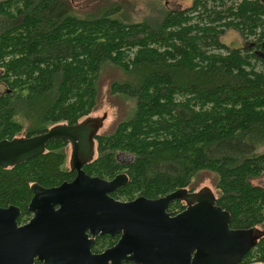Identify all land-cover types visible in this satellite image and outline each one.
<instances>
[{
  "label": "trees",
  "instance_id": "obj_1",
  "mask_svg": "<svg viewBox=\"0 0 264 264\" xmlns=\"http://www.w3.org/2000/svg\"><path fill=\"white\" fill-rule=\"evenodd\" d=\"M120 12L105 8L80 18L68 0H0V141L90 116L108 65L122 76L108 95L133 105L111 131L94 136L95 156L82 171L108 181L124 175L126 185L110 197L126 202L195 192L196 178L207 174L230 228L263 226L264 188L250 181L264 174V62L254 55L264 41V2L191 0L187 9H162L140 22ZM227 30L247 47L222 43ZM67 145L50 140L43 154L0 167V208H18V226L31 217L33 185L74 179L65 167ZM119 154L130 161L119 163ZM184 206L174 201L167 212ZM117 240L98 236L91 252ZM240 264H264V234Z\"/></svg>",
  "mask_w": 264,
  "mask_h": 264
},
{
  "label": "water",
  "instance_id": "obj_2",
  "mask_svg": "<svg viewBox=\"0 0 264 264\" xmlns=\"http://www.w3.org/2000/svg\"><path fill=\"white\" fill-rule=\"evenodd\" d=\"M254 55L264 62V41ZM100 121L85 118L31 138L0 141V167L6 169L43 154L50 140L63 139L75 173L54 188L31 187L32 216L24 225L17 224L18 208H0V264H240L264 230L230 228L229 214L216 206L209 189L122 202L110 194L126 185L124 175L108 181L82 171L95 150ZM174 201L184 202L185 209L170 216ZM98 236L119 238L93 254Z\"/></svg>",
  "mask_w": 264,
  "mask_h": 264
},
{
  "label": "rangeland",
  "instance_id": "obj_3",
  "mask_svg": "<svg viewBox=\"0 0 264 264\" xmlns=\"http://www.w3.org/2000/svg\"><path fill=\"white\" fill-rule=\"evenodd\" d=\"M68 2L74 13L80 16V18L95 17V15L102 13L105 8H113L114 10L118 8L121 11L120 14L129 18L131 22H140L145 18L157 17L159 11L162 9L184 10L191 5V0H68ZM220 40L230 48L240 49L246 48L249 42L248 40H243L234 30H227ZM121 80L122 76L115 68L107 65L102 69L99 79L100 104L97 110L87 117L92 120L101 119L100 123H96L99 127L97 134H105L111 131L116 121L125 118L133 105L132 101H128L123 97L108 95L110 84ZM22 135L19 134L18 136ZM64 152L66 154L65 167L69 168L68 162L71 154L69 145L64 149ZM117 160L119 163L124 164L130 161V157L125 154H119L117 155ZM196 179L198 185L195 192L207 188L210 192L215 193L213 181L209 175L202 174ZM250 182L253 186L264 188V174L260 178L251 180ZM120 201L126 202L125 199H121ZM263 228L264 225L259 226L257 229L262 230Z\"/></svg>",
  "mask_w": 264,
  "mask_h": 264
},
{
  "label": "flooded vegetation",
  "instance_id": "obj_4",
  "mask_svg": "<svg viewBox=\"0 0 264 264\" xmlns=\"http://www.w3.org/2000/svg\"><path fill=\"white\" fill-rule=\"evenodd\" d=\"M70 146V145H69ZM94 156H95V150H94V153H93V155L91 156V159L90 160H92V158H94ZM89 160V161H90ZM173 203V202H172ZM168 209V208H167ZM184 209H185V206H184ZM184 209H182L181 211H179L178 213H180V212H182ZM167 213H169V212H167ZM178 213H176V214H178ZM170 214V216H174V215H176V214H173L172 212L171 213H169ZM32 216V215H31ZM31 218V217H30ZM30 220V219H29ZM117 237V236H116ZM119 238V237H118ZM94 241H95V239H94Z\"/></svg>",
  "mask_w": 264,
  "mask_h": 264
},
{
  "label": "bare ground",
  "instance_id": "obj_5",
  "mask_svg": "<svg viewBox=\"0 0 264 264\" xmlns=\"http://www.w3.org/2000/svg\"><path fill=\"white\" fill-rule=\"evenodd\" d=\"M93 153H94V151H93ZM93 159V158H92ZM182 202V201H181Z\"/></svg>",
  "mask_w": 264,
  "mask_h": 264
}]
</instances>
